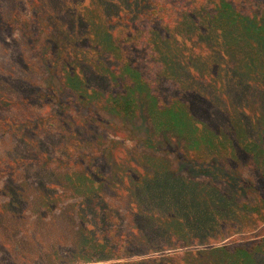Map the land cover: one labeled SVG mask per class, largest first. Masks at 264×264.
Wrapping results in <instances>:
<instances>
[{
  "label": "rangeland",
  "instance_id": "1",
  "mask_svg": "<svg viewBox=\"0 0 264 264\" xmlns=\"http://www.w3.org/2000/svg\"><path fill=\"white\" fill-rule=\"evenodd\" d=\"M225 3L153 35L152 55L181 62L158 90L209 143L114 101L128 59L107 37L129 28L109 15L131 0H0V264H232L224 250L242 244L264 264V55L236 87ZM239 6L264 23V0Z\"/></svg>",
  "mask_w": 264,
  "mask_h": 264
},
{
  "label": "trees",
  "instance_id": "2",
  "mask_svg": "<svg viewBox=\"0 0 264 264\" xmlns=\"http://www.w3.org/2000/svg\"><path fill=\"white\" fill-rule=\"evenodd\" d=\"M131 1L133 5L131 10L128 8V11H121L119 14L117 10L113 9V12L111 10L112 14L109 15L112 17L109 18V25H115L116 21L120 22V25L125 24V27L129 28V30L127 33L118 34L120 28H116L108 34L107 44H113L115 56L120 57V60L125 58L128 59V62L131 58L136 57V61L133 64L131 62L125 63L124 61L120 69L112 72L116 77L122 71L124 76H121L122 78L117 77V81L124 80L125 85L114 101L121 103L124 115L130 117H135L141 113L149 103L151 108L146 107V109H149L156 116L159 129L171 131L179 137L188 136L190 139L193 138V141L204 142L207 140L209 143H213L215 133L210 131L211 129L205 128V137H197V128L194 125L193 117L187 109L185 107H177L175 102H165L163 94L158 90L159 82L157 76L164 70L180 74V72L175 71L179 70L178 65L181 63L179 59H174L171 54H168L166 60H159L156 53L152 55L154 50H158L157 54L160 55V50L155 48L156 39L160 35L159 30L178 26L182 23L184 16L205 8L208 0H144L143 4H141L142 0ZM225 4V11L229 14L222 15L221 13L216 14V16L217 18H223L222 20L228 27V30L224 31V44L229 46L228 50L225 51L229 52L233 44L238 49L237 59H239L237 62L239 68L237 69V74H235V85L239 87L237 86L239 83L241 85L245 84L250 75L258 71L259 67L261 68L260 55H264V23L256 24L254 19H249L250 16L255 17L254 12L248 11L245 12L247 15H243L239 6L240 0H226ZM127 6L129 7V5ZM234 11H236V14H234ZM236 37H238V42H235ZM239 39L243 41V45H240ZM251 42H254L255 45L251 44ZM143 47H148L149 50L145 52L150 56H140L139 51ZM253 47L254 49L259 47L260 50L246 49H252ZM145 52L143 53L145 54ZM262 67L264 68V64ZM260 127H262L259 132L260 138L255 140V143L260 146L264 155V123ZM190 155L195 158L198 157L196 150L192 151ZM262 162L264 163V159ZM176 198L182 199L180 197ZM172 200L176 202L173 197ZM120 247L122 248V246ZM220 250L223 249H217L213 252L218 253ZM240 252H242L241 255L238 254ZM223 254L228 256L227 258H231L230 262L232 264H243V258H247L245 262L249 260L252 264H257L255 252L248 251L246 244H242L239 249H226Z\"/></svg>",
  "mask_w": 264,
  "mask_h": 264
}]
</instances>
